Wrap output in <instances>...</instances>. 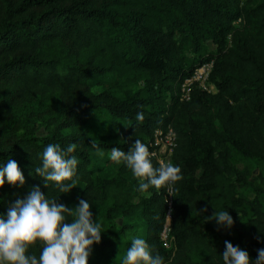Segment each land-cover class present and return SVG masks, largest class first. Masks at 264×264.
Instances as JSON below:
<instances>
[{
    "label": "trees",
    "instance_id": "1",
    "mask_svg": "<svg viewBox=\"0 0 264 264\" xmlns=\"http://www.w3.org/2000/svg\"><path fill=\"white\" fill-rule=\"evenodd\" d=\"M250 1L0 0V167L13 159L25 177L22 187L0 188V215L39 186L69 208L91 204L102 233L89 264H122L132 238L165 264H223L225 241L254 264L264 248L249 233L264 230V189L249 178L264 160V0ZM209 59L214 90L193 85L179 99L182 78ZM167 126L170 163L183 176L170 193L168 247L159 237L164 188L140 192L131 170L110 159L112 147L147 145ZM73 143L77 187L45 188L35 174L45 147ZM221 210L234 221L224 234L206 218Z\"/></svg>",
    "mask_w": 264,
    "mask_h": 264
},
{
    "label": "clouds",
    "instance_id": "2",
    "mask_svg": "<svg viewBox=\"0 0 264 264\" xmlns=\"http://www.w3.org/2000/svg\"><path fill=\"white\" fill-rule=\"evenodd\" d=\"M136 119L143 123V112L137 113ZM91 146L96 149L97 156L103 157L104 152L95 141ZM76 148L75 143L66 150L59 144L45 147L41 155L42 166L35 168V174L43 178L45 188L51 184L61 193H69L77 187L79 161L72 155ZM110 159L131 170L142 193L153 187L157 191L162 188L172 190L183 179L181 168L170 162H161L159 167H154L152 153L139 139L127 152L112 147ZM6 181L13 187L25 184L23 172L13 159L0 167V188ZM90 208L91 204L84 199H79L75 208H69L50 199L39 186L33 187L25 198L9 207L6 219L0 215V264H89L93 245L101 242L102 233V226L94 222ZM203 211L206 212L207 207ZM206 218L227 229L234 224L229 211H215L213 216ZM38 243L41 249L39 258L30 252ZM257 252L254 264H264V248ZM222 258L223 264H253L247 251L228 241H225ZM122 264H165V261L161 255H153L145 239L132 238Z\"/></svg>",
    "mask_w": 264,
    "mask_h": 264
},
{
    "label": "built area",
    "instance_id": "3",
    "mask_svg": "<svg viewBox=\"0 0 264 264\" xmlns=\"http://www.w3.org/2000/svg\"><path fill=\"white\" fill-rule=\"evenodd\" d=\"M210 67L211 59L204 60L197 66H195L188 75L182 78L178 88L179 99H188L191 87L193 85L208 89L209 83L207 82V76ZM146 142L149 147V151L152 153V157L155 159L159 166L161 162H170V154L172 148L175 145V133L170 126H167L166 128H154ZM170 193L171 190L164 188L163 199L166 201L167 208L165 210L163 223L159 231V237L162 240L163 244H166L163 239L167 236V232L169 229Z\"/></svg>",
    "mask_w": 264,
    "mask_h": 264
},
{
    "label": "rangeland",
    "instance_id": "4",
    "mask_svg": "<svg viewBox=\"0 0 264 264\" xmlns=\"http://www.w3.org/2000/svg\"><path fill=\"white\" fill-rule=\"evenodd\" d=\"M258 1H260V0H251L249 4L253 5L254 3H257ZM0 5H1V3H0ZM233 22L236 23L237 19H235ZM204 46H205V50H207V51H212V50L215 49V45L210 40H205L204 41ZM191 54H192L191 52L186 51V56L188 58H189V56H191ZM92 89L95 90L96 87H92ZM208 89L209 90H214V87L212 86V84L209 83ZM122 127H123V123L119 122L117 124L118 132H120ZM238 164L240 165V160L238 161ZM249 178L253 179L256 182H259L260 186L264 189V160L262 161V163L255 164L251 168V172H250ZM247 195L249 197H251L252 196V192L248 191ZM260 199H261V202L264 204V190L262 191ZM216 227L219 229V231L222 234H224L226 232V230H227V228H224L222 226L218 227L217 224H216ZM259 227L260 228H258L255 231L254 230H249V233L251 235H253L254 237H256L257 239L261 240L264 243V230L262 229L261 224L259 225ZM230 235H232V232H231ZM163 240L166 243V244H164V246L168 247L170 238L166 236ZM229 242L232 243L234 246H237L236 244H234V241H229Z\"/></svg>",
    "mask_w": 264,
    "mask_h": 264
}]
</instances>
